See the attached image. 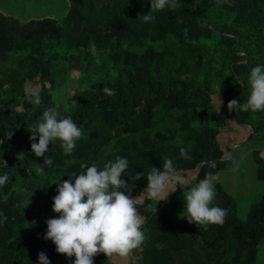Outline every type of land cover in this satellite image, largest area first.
Instances as JSON below:
<instances>
[{
	"label": "trees",
	"instance_id": "16d2710c",
	"mask_svg": "<svg viewBox=\"0 0 264 264\" xmlns=\"http://www.w3.org/2000/svg\"><path fill=\"white\" fill-rule=\"evenodd\" d=\"M67 1L69 9L61 25L46 17L22 24L0 13V61L17 57L15 68L5 72L3 83L15 93L22 108L0 107V175L9 176L0 186V213L7 217L0 223V264H37L40 251L46 253L50 264H70L74 257L57 253L52 241L44 239L45 221L58 216L51 210L55 182L93 164L102 168L116 156L129 161L124 179L135 185L131 194L141 198L138 211L145 220L146 239L133 250L140 255L138 264H256L264 240V197L242 220L236 199L218 186L213 203L227 209L228 215L222 225L202 227L173 223L161 209L163 201L145 196L144 187L151 167L162 168L164 157L172 160L177 172L198 168L196 182L206 172L216 177L231 162L218 141L220 128L228 122L212 101L214 93L207 76H199L204 51L194 48L192 42L201 37L214 38L227 49L233 82L218 92L229 117L235 124L251 128L250 139L264 143V111L262 121L254 122L250 110L230 112L227 108L231 99L241 103L247 100L241 92L242 74L249 69L253 49L246 43V29L264 36V0H179L174 10L163 11L150 8V0ZM146 13L154 19L144 22L140 15ZM167 37L188 41L191 50L185 55L157 51L152 46L143 53L129 51L130 47ZM63 44L86 50L89 56L91 49L110 50L118 74L72 98L63 114L71 115L82 129L75 150L66 155L58 140L50 143L45 153L52 160L46 165L50 181L20 190L12 181L25 180L34 175V168L44 164L43 157L31 152L28 128L52 107L44 83L54 66L51 54ZM35 77L42 85L40 105L29 102L21 83ZM105 88L115 89V95L106 94ZM166 122L178 126L169 127ZM12 127L14 135L6 139ZM181 148L187 150L190 159L181 156ZM20 152L23 158H17ZM209 161H215V168L208 166ZM256 162L258 176L264 181V159L258 153ZM138 172L145 177L131 181ZM93 260L94 264H109L103 253Z\"/></svg>",
	"mask_w": 264,
	"mask_h": 264
},
{
	"label": "clouds",
	"instance_id": "9594fccd",
	"mask_svg": "<svg viewBox=\"0 0 264 264\" xmlns=\"http://www.w3.org/2000/svg\"><path fill=\"white\" fill-rule=\"evenodd\" d=\"M179 0H150V8L163 11L166 8L175 9ZM144 22H150L154 17L148 13L140 15ZM243 86V85H242ZM249 94L246 102L241 103L236 99L227 102L231 111H264V65L251 68L248 77ZM108 95H115V89L105 88ZM29 102L41 104L38 92L27 93ZM218 110L223 103L218 92ZM76 102V101H74ZM77 103V102H76ZM65 105V112L68 111ZM31 132L29 140L31 152L36 157H43V163L51 165L52 160L45 156L49 151L48 145L55 141L60 142L64 154L71 155L76 148V143L81 139L82 129L72 119L71 115L61 117L56 107L45 109L36 124L28 128ZM14 135L13 127L10 128L6 139ZM4 142V141H2ZM181 156L190 159L187 150L180 149ZM23 158V152L17 154ZM75 163V160L71 161ZM4 165L7 166L6 161ZM208 166L215 168V161H209ZM129 167L125 157L116 156L114 160L104 163L103 167L96 164L87 166L79 174L72 173L69 179L55 182L56 195L52 197L51 210L58 216L48 218L46 223L45 240H51L55 251L66 257L74 259L70 264H94L93 258L103 253L106 257L118 254L127 257L134 249L140 247L146 234L143 231L144 218L138 211L139 201L133 196L134 184L124 179V173ZM37 175H43V167L37 166ZM145 177L143 172L135 174L131 181ZM198 173L193 174L192 181H197ZM216 177L211 172H206L204 178L191 184L186 181L183 174L177 173L170 158L164 157L162 168L151 167L146 177L144 191L159 201H166L169 195L176 190L177 185L189 188L184 195V211L189 222L197 224L222 225L228 215V210L214 204L216 197L214 181ZM9 181L7 173L0 175V186ZM156 214V207L154 208ZM0 223L7 217L0 213ZM37 264H50L44 251L38 253Z\"/></svg>",
	"mask_w": 264,
	"mask_h": 264
},
{
	"label": "rangeland",
	"instance_id": "374dc122",
	"mask_svg": "<svg viewBox=\"0 0 264 264\" xmlns=\"http://www.w3.org/2000/svg\"><path fill=\"white\" fill-rule=\"evenodd\" d=\"M68 9L67 0H0V13L4 16H11L22 24L30 20H39L46 17L54 19L57 24L61 25L67 16ZM237 24L240 27L241 24ZM246 31L248 32L246 35V43L250 44L253 49L249 55V69L242 74L244 89L241 92L247 98L249 94L248 77L251 68L256 65H264V36H260L257 32H253L249 29H246ZM192 43L194 48L204 51V65L199 76H207L211 93H214L212 95V101L218 104L219 97L216 93L221 87L225 86L226 83L233 82V77L229 70L227 49L214 38L201 37ZM188 45V41L181 43L173 37H167L163 41H147L144 42L142 46L130 47L129 51L132 53H143L148 47L152 46L157 51L166 50L176 55H185L191 50L188 48ZM89 52L90 56L87 54L88 51L86 50H78L63 44L51 54L54 66L51 69V76H49L48 81L44 83V87L47 89V93L50 96L49 99L52 107L59 109L61 117L64 116L63 111L65 110V105L70 107L74 96L87 91L94 83L104 81V79H109L111 76L118 74V68L114 66L110 58V50L98 52L91 49ZM19 56H22V54L18 55V57ZM16 58V56L12 55L10 60L3 63L0 61L1 83L5 80V72L11 70L10 68H15ZM21 83L24 91L27 93L30 91L39 93L42 87L38 77H35L33 80L22 79ZM16 97L17 96L12 92L8 84L3 83V87L0 88V107L4 110H21L22 108ZM214 111L215 109L212 110V112ZM219 112L223 115L228 124L220 128L222 133L218 141L222 148H224L226 156H230L231 162L227 169L219 172L216 176L214 189L217 193V187L220 186L226 193L235 198L237 201L238 217L242 220H246L252 205L259 203L264 197V181L258 176L259 168L256 162V153L264 159V143L250 139V127H244V134L235 132L233 127L237 124L231 120L225 107L220 105ZM250 115L252 121H262L261 111H250ZM165 124L169 127L178 126L175 122H166ZM164 125L161 126V131L164 130ZM228 144L229 149H226L225 145ZM42 167L44 169L43 175H37L35 171L36 168H34V175L30 174L25 180H14L12 183L20 190H24L26 186L32 183L37 182L38 184H42L44 181H50L46 173L48 167L46 164H42ZM198 172V168L192 171L186 180L190 181L191 184L196 183V181H192V176ZM188 190L189 188L185 187L183 191L181 190L167 199V203L165 201L162 202L161 209H163L164 213H166L175 224L185 223L196 225L194 222L188 221L186 217L187 213L184 211V195L187 194ZM208 225L209 224L206 223L197 224L196 226L207 227ZM131 254L134 257L129 260V264L132 259L138 261L140 257L137 253ZM256 264H264V240L259 246Z\"/></svg>",
	"mask_w": 264,
	"mask_h": 264
},
{
	"label": "crops",
	"instance_id": "0c3cea01",
	"mask_svg": "<svg viewBox=\"0 0 264 264\" xmlns=\"http://www.w3.org/2000/svg\"><path fill=\"white\" fill-rule=\"evenodd\" d=\"M219 100V98H218ZM215 106H218V104L214 103ZM222 107H225L224 104L222 103L221 104ZM218 108V107H217ZM243 129L244 127H241L239 125H235V127H233V130L235 132H241V134H244L243 132ZM219 139H220V136H219ZM236 146V145H235ZM234 146V147H235ZM222 147V146H221ZM226 149H229V144L228 145H225ZM224 149V148H223ZM192 171L190 172H183V171H180V172H177V173H180V174H183V177L184 179L186 180L187 177L190 176ZM187 181V180H186ZM188 188L187 186H181V185H177L176 186V190L174 192H172L168 199L171 198L174 194H177L178 192H180L181 190L183 191L184 189ZM145 196H148V198L152 199L153 201H158V198H153L151 197L150 193H145ZM141 199V198H140ZM140 199L138 198V200L140 201ZM166 202V201H165ZM167 203V202H166ZM133 254H136V252L132 251ZM134 256L131 254V255H128L127 257H121L119 256L118 254H113L112 256L108 257V260H109V264H129V260L131 258H133Z\"/></svg>",
	"mask_w": 264,
	"mask_h": 264
},
{
	"label": "built area",
	"instance_id": "2783aa9c",
	"mask_svg": "<svg viewBox=\"0 0 264 264\" xmlns=\"http://www.w3.org/2000/svg\"><path fill=\"white\" fill-rule=\"evenodd\" d=\"M130 264H138V261H135L134 259H132Z\"/></svg>",
	"mask_w": 264,
	"mask_h": 264
}]
</instances>
